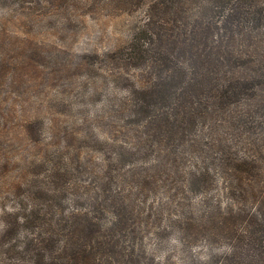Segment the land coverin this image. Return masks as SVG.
<instances>
[{
    "label": "trees",
    "instance_id": "trees-1",
    "mask_svg": "<svg viewBox=\"0 0 264 264\" xmlns=\"http://www.w3.org/2000/svg\"><path fill=\"white\" fill-rule=\"evenodd\" d=\"M147 15L127 59L137 66L158 51L147 86L155 99L136 105L145 113L130 115V130L155 164L70 162L67 207L56 198L22 217L28 247L44 244L51 264H150L135 215L175 210L182 239L228 241L206 264H264V0H151ZM202 185L220 197L204 195L196 209L190 194Z\"/></svg>",
    "mask_w": 264,
    "mask_h": 264
},
{
    "label": "rangeland",
    "instance_id": "rangeland-1",
    "mask_svg": "<svg viewBox=\"0 0 264 264\" xmlns=\"http://www.w3.org/2000/svg\"><path fill=\"white\" fill-rule=\"evenodd\" d=\"M150 1L126 6L123 0H100L93 6L82 0H24L20 6L18 0H0V264H51L44 244L28 247L25 235L32 227L22 217L42 215L56 198L67 207L70 162L94 155L101 163L103 156L119 155L121 171L155 164L157 153L133 137L130 115L145 113L136 105L153 106L147 86L151 68L158 71V51L151 47L137 66L127 59L130 36L144 28ZM212 191L206 185L193 188L191 204L197 209L204 195L220 197ZM175 212L135 215L144 228L145 261L206 264L223 256L228 241L182 239L170 226Z\"/></svg>",
    "mask_w": 264,
    "mask_h": 264
}]
</instances>
